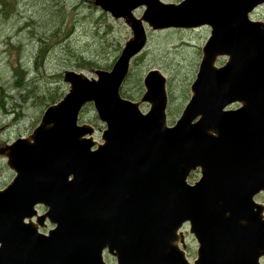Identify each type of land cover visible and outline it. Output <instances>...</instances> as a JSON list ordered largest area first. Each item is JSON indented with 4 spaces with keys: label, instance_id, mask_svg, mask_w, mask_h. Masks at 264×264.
<instances>
[{
    "label": "water",
    "instance_id": "1",
    "mask_svg": "<svg viewBox=\"0 0 264 264\" xmlns=\"http://www.w3.org/2000/svg\"><path fill=\"white\" fill-rule=\"evenodd\" d=\"M93 4L123 19L131 36L109 70H65L67 92L29 134L0 145L14 173L0 188V264H107L104 254L115 264H263L264 201L255 196L264 193V21L250 16L264 0ZM145 24L210 27L172 124L159 69L146 72L138 100L120 94L146 45ZM87 103L104 124L100 141L78 122ZM186 224L197 243L192 261Z\"/></svg>",
    "mask_w": 264,
    "mask_h": 264
},
{
    "label": "rangeland",
    "instance_id": "2",
    "mask_svg": "<svg viewBox=\"0 0 264 264\" xmlns=\"http://www.w3.org/2000/svg\"><path fill=\"white\" fill-rule=\"evenodd\" d=\"M143 10V6L136 8L133 14L140 17ZM251 18L264 21V5L258 7ZM145 28L147 43L132 58L121 87L125 97L138 100L144 91L142 79L146 72L159 69L167 79V118L168 124H172L190 96L189 87L195 78L201 47L208 38L210 28L152 30L146 24ZM130 36L131 30L123 19H114L95 6L93 0H0V81L7 94L4 96L7 112L0 109V145L31 132L46 108L40 95L46 97L57 92L60 99L67 92L68 86L63 82L65 70L82 71L95 77L93 69L85 66L89 60L94 61L99 69L109 70ZM41 49L45 54L39 59ZM36 60L39 64H35ZM178 61L179 66L186 62L187 70L179 82L176 79L178 65L174 66ZM224 61L225 58H220L217 64ZM19 65L26 73L22 74L20 85L14 88L13 69ZM78 65L84 67L78 68ZM138 78L141 90L137 86ZM141 108L145 111L148 105L142 104ZM78 122L91 125L94 139L100 141L104 124L98 119L92 103L81 109ZM13 175L0 156V188ZM199 176L198 170L192 172L188 182L193 183ZM255 200L262 202L264 194L257 195ZM38 211L43 212L44 209L38 207ZM49 228L50 224L40 230L46 232ZM182 231L186 255L192 260L196 255V240L189 234L186 225ZM104 259L107 264H115L114 258L109 255L105 254ZM261 261L264 264V258Z\"/></svg>",
    "mask_w": 264,
    "mask_h": 264
},
{
    "label": "trees",
    "instance_id": "3",
    "mask_svg": "<svg viewBox=\"0 0 264 264\" xmlns=\"http://www.w3.org/2000/svg\"><path fill=\"white\" fill-rule=\"evenodd\" d=\"M40 54L38 55V58H44V54H45V51H43L42 49L40 50ZM37 58V59H38ZM182 62V61H181ZM35 64H39V62L36 60L35 61ZM178 65V68L176 70V73H177V81H181L182 78L184 77L185 73L187 72L186 70V62L185 64H183L182 66H179L180 65V61L176 62L174 64V66ZM185 65V67H184ZM85 66H87L88 69H96V68H99L97 66V64L94 62V61H91L89 60L88 62H86ZM78 68H83V67H80L79 65L77 66ZM14 73L15 75H13L14 77V82H13V87L16 88L20 85V81H21V78H22V74L26 73V70L24 68L21 67V65H19V67H15L14 69ZM16 77V79H15ZM15 84V85H14ZM137 86L140 88L141 90V85H140V78H138L137 80ZM120 94L122 96H124V90L123 88L121 87L120 89ZM23 95V94H22ZM4 96L6 97L7 94L5 93V89H4V86L2 85L1 81H0V109H2L4 112H7L6 108H5V104H6V101L4 99ZM23 97V96H22ZM38 97V96H37ZM60 97V93H57V92H52L50 93L48 96L45 97V95H40L39 98L40 100H42V102L44 101V106H47L51 103H54L56 102ZM125 97V96H124Z\"/></svg>",
    "mask_w": 264,
    "mask_h": 264
},
{
    "label": "flooded vegetation",
    "instance_id": "4",
    "mask_svg": "<svg viewBox=\"0 0 264 264\" xmlns=\"http://www.w3.org/2000/svg\"><path fill=\"white\" fill-rule=\"evenodd\" d=\"M185 226V225H184ZM195 258V257H194Z\"/></svg>",
    "mask_w": 264,
    "mask_h": 264
}]
</instances>
